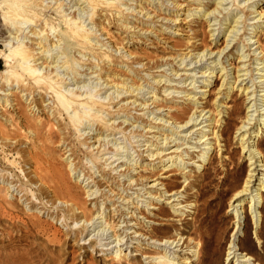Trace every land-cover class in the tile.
<instances>
[{
  "label": "rangeland",
  "instance_id": "1",
  "mask_svg": "<svg viewBox=\"0 0 264 264\" xmlns=\"http://www.w3.org/2000/svg\"><path fill=\"white\" fill-rule=\"evenodd\" d=\"M149 1H151L150 4H148V1L143 0H120V2L124 3L122 4V8H125L124 14H127L124 15L127 17V26L130 27L127 29L117 24L118 22L120 23L123 18L116 22L112 16L108 17L109 15H107V13L109 12L105 13V11H102L99 15L100 20L99 17H97L103 24V26L102 24L101 26L104 27V29H101L100 25H94V22L88 18L90 12L87 13L89 9L86 8L87 6H85V4L78 5L75 1L70 3V6L72 5V7L68 9V13H71L70 15H72V13H74L73 11H76L78 7H83V9L85 7L84 15L82 16L84 24L87 28L92 27V29L94 28L96 30V35L94 36L101 41L98 42L99 44L103 43L101 49L112 51L111 54H113V56H115L114 59L117 60L115 63L111 62L108 64L105 63L106 60L101 61L99 59L100 66L96 69L98 70L101 67V73L99 71L91 73L96 70L91 66L98 63L97 55L94 54L95 57H93L90 52V55L87 53L82 57L81 53L72 49V53L76 55V58L82 57L84 59H79L77 64L80 68V75L78 76V78H80L78 80H76L72 73L65 75L70 78L67 79L68 84L66 87L76 91V89L82 86L79 92H83V94L86 92L88 94L91 93V91H89L90 88L92 91L97 89L96 98L99 101L107 102L108 96L113 94L115 90L112 84L129 75L127 81L131 83V79L137 78L136 80H138V83L144 90H142L140 94H137L139 98L136 99L135 104L143 102L142 104L145 103L146 106L141 109L142 106L138 107L137 105H129L126 103L128 100H133L134 97L126 98L116 103V101L123 97L121 94L118 99L110 100L111 104L109 110L102 113L105 119L110 121L109 123L113 122V127L115 126L114 130L103 127L98 121H90L88 127L84 128V126H82L81 133L88 131L90 134L85 138L84 141L86 144L84 145H81L80 142H82L86 133L79 137V133L69 131L68 129H65L68 139L64 144L62 142L51 144L46 141V143L54 148L51 154L55 157V163L65 170L68 183L73 185L76 190L85 193L83 197L87 195L86 191L88 189L97 191L95 199H89L94 197V195L85 197L89 214L92 213V217L98 222V226L95 229L90 227L89 229H85L84 232H78V236H75L73 228L80 226L82 221L78 223L71 222L70 219H68L67 222L64 221L63 217L58 214L56 210H49L46 207L44 208L42 203H36L33 200V196L30 195L31 192H27V190L22 191L24 186L20 185L18 187L19 182L14 181L10 177V179L3 181L2 173L4 172L0 171V189L13 186L10 187L8 197L11 201L14 200V202L17 203L18 207L13 209V214L19 217L16 219L18 225L21 226L22 223L28 221V219L40 221L41 223L49 224L51 228L56 229L61 236L59 241L52 243L53 245L51 244L48 248V254H45L39 262L22 261L15 264H117L112 260L117 247L121 249L123 264H151V261L154 260L151 257H157L159 255L158 252L161 253L164 251L156 242L162 240L166 236L175 237L181 234L182 236L190 237L192 235V230L198 225V221H195L196 214L199 215V219L204 217V215L207 216V226H202L201 228V233L204 236H191L195 237V241L200 239L199 241L202 246L200 247L202 249H199V253L197 254L199 256H193L188 250L182 253L175 252L178 258L173 259V262H184V259L188 257L190 264H223L228 250L227 247L232 241L236 247L239 248V251L245 252L252 257V263L264 264V191H261L262 196L260 197V205L258 208V226L255 227L252 215L248 212L250 199H246V207L241 214L242 218L239 224V234L235 235L233 232L238 223L235 222L236 209L231 206L230 200L236 188H233L232 191L229 189L233 184L229 182L234 180L237 176L241 186L249 169L247 159L248 153L241 152L240 147L241 135L246 132L241 131L250 128L247 133L248 136L249 133L257 128L258 120L251 116L250 118L252 119L247 122L252 124H246L247 127L238 131V127L242 124L241 122L244 120L247 110L246 98L238 88L243 87L244 83L247 81L248 84L246 85L250 86L253 83L249 78L244 82L238 81L234 84V88L230 90L229 96L225 98V93L228 90L227 87L229 84L221 86L224 76L221 78L220 72L213 73L214 76L210 79L211 82L207 87H204L201 83L203 78L200 77V75L206 70L205 65L213 60L212 58L208 60L205 58L203 61L188 64L185 68H181L184 64L178 65V60L182 56H177L178 54L188 52L191 48H196V50L191 51V53L202 51L206 45L212 48L214 55L215 52L224 45L225 37L221 31L219 32L218 30H216L214 36H211L213 31L210 29H217L220 26V30H223L224 27L227 26V21L223 20L224 16L229 14L230 17V15L237 13L238 16H241L239 19L241 22L237 25L239 29L238 33L241 35L240 39L233 41L234 35L230 33L231 36L228 37L229 40H232L230 46L220 56V61L222 62L220 65L226 67L229 73L228 80L233 81L235 68L240 69L241 67H247V65L243 66V62H239L240 59L236 57L237 53L249 55L241 59L242 61L253 58L251 54L256 44L251 45L250 43L255 39L254 37H250L252 36V34H250L252 33L250 29L255 19L258 17H254L257 12L263 11L264 13V0H236L235 3L233 0H222L221 8L226 9L222 10V13L217 12L215 14L218 16L215 20L217 25L212 26H208V22H206L205 18L191 15L192 12L188 13V10H196L202 7L198 0ZM174 3H176L175 5L181 4L182 8L177 12L176 6H173ZM203 3L209 4V6L212 5L211 0H203ZM157 4L162 5L161 11H158ZM140 6L144 7V9L141 13H138ZM154 6H156L157 13L160 15L153 19ZM212 7L213 5L210 6V8ZM146 11L148 14L143 16V13ZM77 13L78 10L75 14ZM157 13H155V15ZM161 17H165L166 19H162ZM243 20H245V22H242ZM213 22L214 18L211 19V23ZM220 23L221 25H219ZM243 24H245L244 28L242 27ZM258 24L262 26L259 37L262 53L258 55V57L262 55L264 57V23ZM2 26L3 20L1 19L0 13V29ZM27 30H29V28H27ZM6 35V31L3 32L0 30V38ZM236 38H239V35H237ZM249 38L250 42L247 41ZM97 39L94 38L93 40ZM25 40H28V44L29 42H36L34 39L26 38ZM0 48H3L1 40ZM115 48L123 49L119 52L116 51ZM127 51H132L131 53L134 54L131 55V57L136 56L140 58L141 60L136 59L140 62L134 63L133 65L129 64L132 58L127 59V57H122ZM258 51L259 49L256 50V52ZM55 52V50L52 51V53ZM255 56H257V54ZM174 57L177 58L173 60ZM86 58H88V60H85ZM190 60L192 62L195 61V59L189 57L186 58L185 63H189ZM252 61L253 59L245 63H250L249 69H253L255 66ZM0 69H4L3 60L1 59ZM253 71L255 72V70ZM174 72L176 75H173ZM184 72H191L193 76H184L182 75ZM61 73L63 74V72ZM114 74L116 75L114 76ZM99 77L102 78L99 79ZM112 77L114 80L111 81L110 79H112ZM138 77L143 78L139 79ZM152 77H155L156 80L160 79L162 82L159 84H157V82L153 83L152 81L154 79H151ZM148 80L149 82H147ZM191 80H193L192 83L195 87L187 85ZM96 83H102V85L97 88H92ZM16 87L12 89L11 92L18 93L19 89L16 90ZM201 88L206 90L204 95L198 92ZM166 89L167 92H164ZM250 89H254V86L250 87ZM146 91L155 92L160 101L156 103L152 102V99L148 98L152 93H146ZM169 91L173 92L167 95ZM143 92L144 95L142 96L141 93ZM189 92H192L190 93L191 95L195 94L194 100H187L185 98V94ZM19 93L18 96L23 92ZM31 96H28L27 102L24 101L23 104L26 107V113L41 119L42 122L49 121L52 123L54 115L51 114L53 107L50 106H52L53 102L51 98H49V95L46 96L44 102V105L49 104V106L47 105L44 109L35 106L33 111L32 109L29 110L30 107L27 106ZM105 96L107 99L104 100ZM25 98L26 95L23 96L22 101ZM214 100L222 104L223 108L221 106L219 108H222L224 113L220 116H216L215 119L221 117L219 122H215V120L207 121V124L210 123V126H207L206 129H213L220 135V138L214 143L215 149L211 151V157L213 159L210 163L206 164L205 168L198 169L195 167V164L185 163L184 170L180 172V170H175L173 166L164 167L163 164L166 160L159 162L160 159L146 156L150 150L145 149V147H147L150 142L154 141V138L151 137L155 133L149 131H157V135H160L162 132L165 134L169 133L170 128L168 129V125H174V123H172V116L175 115L176 112L181 111L182 107L189 108V112L185 119L187 120L189 116L198 113L202 107H205V110L215 109ZM193 101L198 102L199 107L197 112H195L196 104H193ZM235 101L238 102L241 107L240 113L238 114L231 113V107ZM163 104L164 106H162ZM31 106H33V104ZM96 110L97 109L92 110L91 112ZM65 116L66 115L58 117L57 115L58 120H61L62 127H65L64 123L67 121V119L64 118ZM154 116L162 118V120H167V123H165L167 126L162 127L161 130H157V127L154 126L160 124L157 122H150V118ZM198 119L200 120L201 117ZM176 122H178V120ZM91 124L93 125L91 126ZM181 124L182 123H177V125ZM151 125L152 127H149ZM49 127L50 126L47 128ZM51 128L54 132L59 133L56 126H51ZM190 129L191 128L178 129V133L172 135V138L176 137V140L169 145L177 143L176 145L178 146H171L170 149H175L177 147L178 151H183V158H185V160L188 158L189 154H192L193 160L196 161L198 160V152L192 153L191 151L193 148L187 149L188 152L184 149V147L195 146L194 144H190L189 141H193L197 135H192V133L188 134ZM21 131L22 142H24L21 148H23L27 146L29 139L23 136L26 133L23 127ZM197 133L199 135V132ZM209 136L213 135L210 134ZM107 141L110 142L106 144ZM113 143H115L117 147H122L120 151H116V145H113ZM145 143L147 144L144 146ZM257 143L264 162V132L259 137ZM99 144L102 146L97 151L96 147L99 146ZM88 145H92V147L86 148ZM155 146L157 145L154 142L150 148H154ZM70 148H73L75 153L72 150L69 151ZM194 149L196 151L200 150L199 147ZM97 155L98 158H95ZM167 157L168 156H165V158ZM123 159L126 162H120L123 161ZM19 160V169L16 170H18V175L20 177H24L25 182L27 177L24 176V173L32 176L33 174L30 173V171L32 172L33 166L31 162L24 161L23 157H20ZM69 161L72 162L70 163ZM168 164L169 163L166 165ZM75 165V169L69 170V167L72 168L75 167ZM22 169H24V171H22ZM87 172L92 174V177L89 179H93L91 183L92 186L82 187L87 178L84 177V174ZM184 173H186V176ZM35 180L36 177H34L31 184L33 191L40 184V181L35 182ZM222 181H226V183H222ZM188 182L192 184L188 186ZM203 187L209 190L204 195H199V191ZM180 189H185L180 198L182 200L195 202L196 205H190V207H187V210L184 211H180V208L175 210V207L179 205L177 202L180 201H172L175 197L168 196V194L179 191ZM226 189H229V192L226 193ZM47 199L48 198H45L43 201ZM166 201L170 202L167 203ZM57 203L58 201L54 206H56ZM30 205L32 206L31 208ZM151 206L153 208H151ZM196 207H201V210L195 211ZM102 212L104 213L100 214ZM127 212L128 214H126ZM99 214L100 218H97ZM105 214L108 215L106 217L110 219V222L113 221V224L116 223L114 231H117V235L121 234L118 238L124 237L125 232H128V235L124 238L122 243L130 241L126 243L129 244L130 247H127L126 244L113 247L116 244L115 241L107 245H99L95 244V242L90 239V237L96 233L97 229L102 228V226H99V224H101L99 221L104 222L106 219V217H104ZM130 219L132 220L129 221ZM132 223L137 224L134 226H127ZM105 224L106 223H104L103 226H105ZM1 228L4 232H2ZM110 230L111 229L108 231ZM132 231L144 234V236L133 238L132 234L129 233ZM108 233L112 235V232ZM154 233H156V235ZM8 234L9 236L18 237L19 234H21V230L16 227L10 228L7 221H3L2 224H0V246L3 245V240L9 238ZM33 241H36L35 243L41 246L42 243L44 245V241L41 238H35ZM83 242H86V244H81ZM5 243H7V241ZM106 246L111 248L108 250L101 249ZM17 247H19L18 250L21 249L18 251L16 248L12 249L8 246L5 248V252H16L17 250V252L23 253L26 251L22 248H28L23 244ZM167 251L171 258V253L173 251L171 249H167L166 252ZM117 253H119V251ZM146 256L150 257L144 258ZM181 262L179 264H183Z\"/></svg>",
  "mask_w": 264,
  "mask_h": 264
},
{
  "label": "bare ground",
  "instance_id": "2",
  "mask_svg": "<svg viewBox=\"0 0 264 264\" xmlns=\"http://www.w3.org/2000/svg\"><path fill=\"white\" fill-rule=\"evenodd\" d=\"M72 1H75V3L78 5L85 4V6H87L86 8L89 9L87 10V13L90 12L88 18L93 21L94 25L96 26H101L102 23L99 21V15L102 11H105V13L109 12L107 13V15H109L108 17L112 16V18L115 19L116 22L123 18V20L120 23L118 22L117 24L126 29L130 28L127 26V17L124 16L127 15L124 14L125 8H122V4L124 3L120 2V0H0V13L1 19L3 20V26L0 30L3 32H7L6 36L0 38L3 44V48H0V59L3 60L4 67V69H0V171L4 172L2 173L3 181L11 178L16 182H19L18 187L20 185L24 186V189L22 191L27 190V192H31L30 195L33 196V200L36 203H42L44 208L46 207L49 210H56L57 213L63 217L64 221L67 222L68 219H70L71 222L74 223L82 221L80 226L73 228L75 236H78V232H84L85 229H89L90 227H93L95 229L98 226V222L94 220V217H92V213L89 214L87 210L85 199V197H89L92 195H94V197H91L89 199H95L97 196V191L88 189L86 191L87 195L83 197V194L85 193L80 190H76L73 185L68 183L65 170L55 163V157L51 154L54 151V148L50 146V144L46 143V141L50 142L51 144H58L60 142L64 144V142L68 139L65 129H68L69 131H75L76 133H79V137L83 136L86 133V136L82 139V142H80L81 145H84L86 144V142L84 141L85 138L90 134L88 131L81 133V130L82 126H84V128L88 127L90 125V121H98L103 127L114 130L115 126L113 127V122L109 123L110 121L108 119H105L102 113L108 111L111 101L114 99H118L121 94L123 95V97L116 101V103L126 98L128 99L134 97L133 100H128L126 101V103H128L129 105H137L138 107L142 106L141 109H143L146 104H142L143 102L135 104L136 99L139 98L137 97V94H140V92L143 90V87L140 86L138 80H136L137 78L131 79V83L128 82L127 79L129 75L127 74V77H124L122 80L114 82L112 84V87H115V90L113 94H110L108 96L107 102L99 101L96 98L98 92L97 89H95V91H92V89L90 88L89 91H91V93L88 94L86 92L85 94H83V92H79L82 86H78L79 88L76 89V91H74V89L66 87V85L68 84L67 79H70L65 76L66 74L69 75V73H72L76 80L80 78H78V76L80 75V68L77 66V64L79 59H84L82 57L87 53L90 55L91 52V56L93 57H95L94 54L97 55L98 63L91 66L95 69L100 66V60H106L105 63L108 64L111 62L115 63L117 60H115V56L111 54L112 51L101 49L103 43L99 44L98 42L101 41L97 39L96 36H94L96 35V30L94 28L92 29V27L87 28L84 24L82 16L84 15L85 7L84 9L83 7H78L77 14H75L77 10L73 11L74 13H72V15H70L71 13H68L69 7H72V5L70 6V3ZM143 1H148V4H150L151 2L149 0ZM211 1L213 5L212 8H210V6L212 5L209 6V4L203 3V0H198L199 4L202 5V7L196 10H188V13L192 12L191 15H197V17L199 18H205L206 22H208V26L217 25L215 23V20L218 16L215 14L217 12L222 13V10L226 8H221L222 0ZM233 1L234 3L236 2V0ZM175 4L176 3H174L173 6H176L177 12L182 7L181 4ZM156 6L158 7V11H161L162 5L157 4ZM156 6H154L153 9V19L159 17L160 15L157 13V10L155 8ZM139 9L140 10L138 11V13H141L144 7L140 6ZM155 13L157 14L155 15ZM147 14L148 13L146 11L143 13V16H146ZM256 16L258 17L255 19V22L250 29L252 32L250 33L252 34V36L250 37H254L255 39L251 42L250 38L247 39V41H249L251 45L256 44L255 49L251 54V57L253 56V58L242 61L241 59H244L249 55H245L244 53H237L236 57L240 59L239 62H243V66L247 65V67H241L240 69L235 68L233 81L228 80L229 73L226 67L220 65L222 63L220 61V56L230 46V42L232 41L228 39V37L231 36L230 33H233L234 35L233 41L240 39L241 35L240 33H238L239 29L237 25L241 22L239 21L241 16H238L237 13L230 15V17L229 14L224 16L223 20L227 21V26H225L223 30H220V26L217 29H210L213 31L211 36H214L216 30H218L219 32L221 31V33L225 37L224 45L220 49H218L214 55V51L212 50V48L207 45L204 46V49L202 51L191 53V51L196 50V48H191L188 52L177 55L182 56L178 60V65L184 64V66L181 68H185L188 64L203 61L205 58L206 60L212 58L213 60L205 65L206 70L203 71L200 75V77L203 78L201 83L204 87H207L211 82L210 79L214 76L213 73L220 72V77L222 78L224 76L221 86H226L229 84L227 87L228 90L225 93V98L229 96L230 90L234 88V84L238 81L244 82L249 78L253 83L249 86L246 85L248 84L247 81L246 83H244L243 87L238 88L241 93L244 94L247 101V110L244 116V120L241 122L242 124L238 127V131H240L244 127H247L246 124H252L247 122L252 119L250 118L251 116H253L254 119L257 118L258 125L257 128L249 133L248 136L247 133L250 128H246L241 131L246 132L241 135V152L248 153L247 159L249 165L248 173L243 184L240 186L238 176L234 180H231L229 182L230 184L233 183L231 187L232 189L228 187L231 191L233 190V188H236L230 200L231 206L236 209L235 222H237L238 225L233 232V234L235 235L239 234V224L242 218L241 214L244 212L246 207V199H250L248 212L250 215H252L255 227L258 226V208L260 205V197L262 196L261 191H264V162L261 152L258 149L257 143L259 137L264 132V57L263 55L258 57V55L262 53V47L259 40L262 26L258 23H264L263 11H258L254 17ZM97 17H99V20ZM161 18L166 19L165 17ZM212 18H214L213 23H211ZM242 22H245V20H243ZM219 25H221V23ZM244 25L245 24H243L242 26L243 28ZM102 26L101 29H104V27ZM27 28H29V30H27ZM237 35H239V38H236ZM26 38L34 39L36 42H29L28 44V40H25ZM94 38H96L97 40H93ZM123 48L115 49L116 51L121 52ZM72 49H75L74 51L81 53L82 57L76 58V55H73L72 53ZM257 49H259L258 52H256ZM53 50H55L56 52L52 53ZM131 52L132 51H127V53L122 57H127V59L132 58V61L129 64L133 65L134 63H139V60L141 59L137 58L136 56L131 57V55L134 54ZM256 54L257 56H255ZM189 57H192L193 59H195V61L192 62L190 60L189 63H185L186 58ZM176 58L177 57H174L173 60H175ZM251 59H253L252 63L255 65L253 69H249L250 63L245 64ZM85 60H88V58H86ZM100 70L101 67L91 73L98 71L100 72ZM253 70H255V72ZM61 72H63V74ZM115 75L116 74H114V76ZM173 75H176V73L174 72ZM182 75L187 77L193 76L191 72H184ZM101 78L102 77H99V79ZM138 78L142 79L143 77ZM151 79H154L152 81L153 83L157 82V84H159L162 82V80L160 79L156 80L155 77H152ZM110 80L112 81L114 80V78L112 77V79ZM192 81L193 80H191L187 85H192L193 87H195ZM147 82H149V80ZM101 85L102 83H96L92 86V88H97ZM252 86H254V89L251 90L250 87ZM15 87L16 90L19 89L18 93L23 92L20 96H18V93L16 92H11V90ZM205 91L206 90L204 88H201L198 92L204 95ZM164 92H167V89ZM172 92L173 91H169L167 95L171 94ZM146 93H152L148 97L149 99H152V102L156 103L160 101L155 92L146 91ZM190 93L192 92L185 94V98L187 100H194L195 94L191 95ZM141 94L143 96L144 92ZM24 95H26V98L22 101ZM47 95H49V98H51V101L53 102L52 106H50L53 107V111L51 114L54 115L52 123L49 121L42 122L41 119L35 118L26 113V107L23 105L24 101L27 102L28 96H31V99L27 103L28 105L26 104L28 107H30L29 110L32 109L33 111V108L35 106L44 109L47 105L49 106V104L44 105ZM105 99H107L106 96L104 97V100ZM32 104L33 106H31ZM193 104H196L195 112H197V109L199 107L198 102L193 101ZM214 104L215 109L205 110V107H202L198 111V113L189 116L187 120L185 119L186 115L189 112V108L182 107L181 111L176 112L175 115L172 116V123H174V125H168V129L170 128L169 133L165 134L161 131L162 133L160 135H157V131H149L151 133H155L151 137L154 138V141L150 142V144L145 147V149L150 150V152L146 156L151 158L154 157V159H160L159 162L166 160V162L163 164L164 167L173 166L175 170H180V172L184 170L185 163L195 164V167H197L198 169L205 168L206 164L212 161L213 158L211 157V151L215 149L214 143L220 138V135L217 134V132H215L213 129H206L207 126H210V123L207 124V121L215 120V122H219L221 120V117L215 119L216 116H220L222 113H224V110H222V104H219L217 100H214ZM162 106H164V104ZM220 106L222 108H219ZM240 108V104L235 101L233 106L231 107V113H240ZM95 109L97 110L91 112ZM57 115L58 117L66 115L64 117L65 119H67V121L64 123L65 127H62V123L60 122L61 120H58ZM200 117L201 119L199 120L198 118ZM177 120L178 122H176ZM151 121L160 124L158 126H154L157 127V130H161L162 127L167 126L165 125V123H167V120H162V118L154 116L150 118V122ZM177 123L182 124L177 125ZM92 125L93 124H91V126ZM48 126L50 127L47 128ZM51 126H56L59 133L54 132ZM22 127L26 132L23 136L29 139V143L23 148H21L22 144L24 143L22 142ZM149 127H152V125ZM180 128H191L188 134L192 133V135H197L193 141H189L190 144H194L195 146L184 147V149L187 150L189 148H193L191 152H198V160L194 161L192 154H189L188 158H186L185 160V158H183V151H178L177 147L175 149H170L171 146H178L176 145L177 143H175L174 145L169 144L176 140V137L172 138V135L177 134L178 129ZM197 132H199V135ZM210 134H212L213 136H209ZM109 142L110 141H107L106 144ZM154 142L157 146H155L154 148H150ZM114 144L115 143H113V145ZM146 144L147 143H145L144 146ZM101 146L102 145L99 144V146L96 147L97 151ZM91 147L92 145H88V147L86 148ZM196 147H199L200 150L196 151L194 149ZM120 148L122 147H117L116 145V151H120ZM71 150L73 151V148L69 149V151ZM186 152H188V150ZM165 156L168 157L165 158ZM20 157H23V160L26 162H31L33 166V170L32 172L30 171V173H32L34 176L32 174V176H30L24 173V176L27 177V180L25 182L24 177L21 176L23 177L21 178L18 175V170H16L19 169ZM95 158H98V155L95 156ZM69 162L71 163L72 161ZM120 162L126 161H124L123 159V161ZM167 163L169 164L166 165ZM69 168V170H73L76 168V165L75 167ZM22 171H24V169H22ZM184 174L186 176V173ZM34 177H36L35 182L40 181V184L33 191V188H31V184L32 180H34ZM84 177L87 178L85 179L82 187H89L93 182V179L89 180L92 177V174L87 172L84 174ZM222 183H226V181H222ZM191 184V182H188L187 185L190 186ZM10 187L13 186H8L6 189H0V224H2L3 221H7L10 228H18L19 230H21V234H19L18 237L12 235L9 236L8 234L9 238L7 240H3L4 238L2 239L3 245L0 246V264H15L22 261L39 262V260H42V257H44L45 254H48V248L51 246V244L59 241L61 236L56 229H53L49 224H44L40 221L28 219V221L22 223L21 226L18 225L16 219H18L19 217L13 214V209L18 207L17 203L14 202V200L11 201L8 197ZM229 189H226V193L229 192ZM208 190L209 189H206V187L201 188L199 191V195H204ZM184 191L185 189H180L179 191H175L173 193L171 192L168 194V196L175 197L172 201H180L177 202V204L179 205L175 207V210H178L180 208V211H184L187 210V207H190V205H196L195 202L182 200L180 198L182 196V192ZM45 198L48 199L46 201H43ZM57 201L58 203L56 204V206H54ZM166 202L169 203L170 201ZM31 207L32 206L30 205V208ZM151 208L153 207L151 206ZM200 208L196 207L195 211L201 210ZM103 213L104 212L100 214ZM100 214L97 218H100ZM126 214H128V212ZM106 216L108 215L105 214L104 217ZM198 216L199 215L197 214L195 216V221H198V225L194 230H192L191 236L194 235L197 237H203L204 235H202L201 233V228L202 226H207V216L204 215V217L200 219L198 218ZM131 220L132 219H130L129 221ZM99 222L101 223L99 224V226H102V228L97 229L96 233L90 237V239L93 240L95 244L107 245L115 241L116 244L113 247H116L118 245L130 242L126 241L122 243L124 238L128 235V232H125L124 237L118 238V236L120 237L121 234L117 235V231H114L116 223L113 224V221L110 222V219H108V217H106L104 222ZM104 223H106L105 226H103ZM135 224L137 223H132L127 226H134ZM109 229L111 230L108 231ZM2 232H4L3 229ZM108 232H112V235H109ZM129 233L132 234L133 238H140L144 236V234L137 233L136 231H132ZM154 234L156 235V233ZM191 236L187 237L182 236L181 234L175 237L166 236L162 240L156 242V244L163 248L164 251L161 253L158 252L159 255L157 257H151L154 259L153 261H151V264H179L181 261H179V263L173 262V259L178 258L175 252L182 253L188 250V252L193 254V256H196L202 246L201 242L199 241L200 239L197 238L198 241H195V237ZM35 238H41L44 241V245L43 243L42 246L36 244V241H33V239ZM6 241L7 243H5ZM20 244L28 247L27 249L22 248L25 249L26 252H23V250V253L17 252L19 248L17 246H19ZM81 244H86V242H83ZM8 246H10L12 249L16 248V252H5V248H7ZM126 246L130 247L129 244H126ZM110 248L111 247L106 246L105 248L101 249L108 250ZM227 248L228 250L223 264H257L252 263V257L245 252L239 251V248L236 247V245L232 241L229 243ZM167 249H171L173 251L171 253V258L168 255L169 252H166ZM118 251L119 253H117ZM148 257L150 256H146L144 258ZM112 260L114 261V263L123 264V257L121 256L120 247H117ZM181 263L190 264V261H188V257H186L184 259V262Z\"/></svg>",
  "mask_w": 264,
  "mask_h": 264
}]
</instances>
